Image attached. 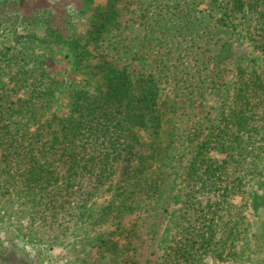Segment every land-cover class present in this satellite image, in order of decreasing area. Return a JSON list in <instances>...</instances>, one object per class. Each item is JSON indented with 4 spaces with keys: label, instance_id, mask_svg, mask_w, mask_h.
<instances>
[{
    "label": "rangeland",
    "instance_id": "obj_1",
    "mask_svg": "<svg viewBox=\"0 0 264 264\" xmlns=\"http://www.w3.org/2000/svg\"><path fill=\"white\" fill-rule=\"evenodd\" d=\"M112 2L113 24L97 34V14ZM226 10L225 0H0V264H160L178 237L187 166L227 107L237 66L261 63L241 14ZM110 69L133 86L147 75L157 84L160 126L139 129L132 164L142 175L97 180L87 197L94 173L74 176L71 191L57 178L30 184L28 163L40 155L51 177L65 172L62 144L52 139L46 153L38 138L59 136ZM246 181L231 198L243 216L233 253L211 250L203 264H264V171Z\"/></svg>",
    "mask_w": 264,
    "mask_h": 264
},
{
    "label": "trees",
    "instance_id": "obj_2",
    "mask_svg": "<svg viewBox=\"0 0 264 264\" xmlns=\"http://www.w3.org/2000/svg\"><path fill=\"white\" fill-rule=\"evenodd\" d=\"M225 2L227 12L224 15L232 18V13L241 14L242 29L253 48L261 52V63L249 70L237 66L227 107L187 166L186 207L180 215L178 237L166 247L160 264H203L211 250L213 257L218 259L232 254L230 247L239 236L243 216L233 213L238 206L232 204L231 198L240 193L246 180L264 171V0ZM97 15L99 21L93 30L99 33V29L113 24V2ZM110 70L104 77V88L99 93L82 95L78 115L63 120L57 136L60 138H38L40 148L46 153L52 148V139L62 144L57 150H60L61 164L67 167L65 172L54 173L51 177L48 166L53 164L40 155L28 163V171H32L35 163L30 184L41 187L57 178L71 191L76 185L73 184L74 176L83 177V171L94 173L95 178L89 179L93 185L85 187L87 197L99 186L97 180H111L116 176L117 181L127 185L137 175H142L143 165L134 168L132 164L138 150L139 129L144 130L149 122L154 124V132L160 126L157 84L147 75L136 80L133 86L123 70ZM71 145L78 146L81 151L71 153L67 150ZM214 151L216 158L212 154ZM45 173H50V177ZM122 192L123 198L132 193L130 190ZM79 204L83 207V200ZM110 207V204L101 207L98 214L106 215ZM108 242L101 239L99 245L104 249ZM111 245L115 248L116 242Z\"/></svg>",
    "mask_w": 264,
    "mask_h": 264
}]
</instances>
